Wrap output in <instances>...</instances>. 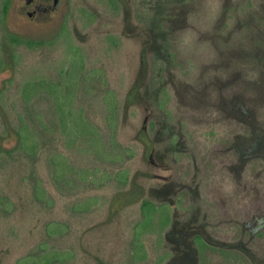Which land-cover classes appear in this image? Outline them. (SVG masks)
Returning <instances> with one entry per match:
<instances>
[{
	"label": "rangeland",
	"instance_id": "374dc122",
	"mask_svg": "<svg viewBox=\"0 0 264 264\" xmlns=\"http://www.w3.org/2000/svg\"><path fill=\"white\" fill-rule=\"evenodd\" d=\"M180 1L62 0L53 9L54 0H0V264L47 251L62 253L50 264H133L144 198L174 209L168 223L156 216L138 263L200 264V234L240 253L210 264H264V52L253 38L213 43L231 18L230 34L244 32V21L228 17L231 0H198L179 33L184 63H173L159 12ZM37 4L45 10L32 16ZM253 19L244 29L264 37V22ZM217 46L225 52L215 57ZM76 49L85 67L71 70ZM244 51L257 57L248 73L244 62L230 64ZM202 60L212 64L207 79ZM163 63L170 118L157 101ZM205 79L204 88L217 84L215 101L207 88L200 95ZM184 190L185 209L176 207ZM52 222L64 230L50 233Z\"/></svg>",
	"mask_w": 264,
	"mask_h": 264
},
{
	"label": "trees",
	"instance_id": "16d2710c",
	"mask_svg": "<svg viewBox=\"0 0 264 264\" xmlns=\"http://www.w3.org/2000/svg\"><path fill=\"white\" fill-rule=\"evenodd\" d=\"M181 0L180 2H171L170 6L168 5L167 7L163 8L161 12H159L160 16L163 18L164 22H165V28H166V33H167V45H168V52H169V60L174 62H179L181 64H183L184 62H182L184 60V54L181 51V47H180V35L179 33L181 32L180 30H182V28L184 26H186L187 24V19H183L184 17L186 18V15L190 13L191 8L196 7V5H194L198 0ZM177 4L179 6V8L177 6H175L174 4ZM230 4V6L227 8V14L228 17H237V22H241V20H243V31H237V29L234 28V31L231 32L230 34V30H227V27L235 25L236 22V18H231L230 22H227V25L224 29V32L221 35H218V37L212 36V39H214L215 41H212L213 43L219 44L220 46H222L225 41L226 42H230V41H237L238 38H241V41L237 44L238 46H245L246 42L247 45L252 42V38H253V42L252 44L258 45L260 46V50L264 52V37L263 36H257L256 34H253V37H250V35L254 32H252V28L249 30V33H247V29H244V26L247 25V27H252L251 21H250V15H252V18H254L253 20L256 21L259 17V15L261 14V11L263 10L262 7L264 8V1L263 0H231V2H228ZM9 7V1L6 2L5 4V8H4V12H7ZM183 7V8H182ZM251 13V14H249ZM260 23L264 22V17H260L257 20ZM183 26V27H182ZM182 27V28H181ZM240 30V29H239ZM252 32V33H250ZM258 31H255V33ZM201 34V35H200ZM198 34V37L201 38L202 37V33ZM241 35V37L239 36ZM235 38V39H233ZM237 38V39H236ZM244 39L246 41H244ZM247 39H250L247 41ZM28 41V40H27ZM216 44V45H217ZM203 46H205V44H203ZM220 47L217 46V49L215 51V57L216 54L218 52ZM221 49V48H220ZM212 50H210V48H208L203 56V58L205 57L206 52H208L209 54H213V52H211ZM214 51V50H213ZM221 51H224L223 49H221ZM223 52V53H224ZM250 51L248 52H243V55H245L243 58L239 57L237 60L234 59L232 60L231 67L234 70L235 68H237V64L244 62V64H246V68L244 67V72L246 73L248 71V69L253 66L258 64L257 63V57L254 55V53L249 54ZM249 54V55H248ZM193 59V58H192ZM222 59V62H221ZM196 60V59H195ZM230 60V56H226L223 55L220 58H217L215 60V62H221L220 66H221V70H223V66L224 63L226 61L229 62ZM214 62V60H213ZM5 59L3 57L0 56V73L4 70L5 68ZM84 63H85V59L80 55V53L77 51V49L74 51L73 57H72V68L71 70H76V68L78 69V67H82L84 68ZM201 66L203 67L202 74L205 76V78L207 79V77H209L211 75V70H212V64L208 65L207 67H205L206 65V61L202 60L201 61ZM167 66L166 63L161 64L160 68H159V75H160V80L162 82V86L159 87L158 91H157V101H158V106L159 108H161L166 115L170 118L173 116V111L171 110V92H170V86L167 85L166 82V71H165V67ZM259 67V65H258ZM232 69L228 68L226 72H230L233 71ZM215 71V68H214ZM248 73V72H247ZM202 77V76H201ZM205 80L201 81L202 84V90L200 92V95L202 96L203 93H207V91L209 93L214 92L215 95V99L214 101L217 99L218 96V92H217V84H214V87L211 84H206V88H204L205 86ZM238 81V80H237ZM166 82V83H165ZM235 87H237V85L239 86V82H236ZM55 86L51 85V87ZM58 86V85H56ZM37 87L36 82H29L26 85L25 91L27 92V95H25L27 101L29 103H31V94L32 92L35 90V88ZM211 87V88H210ZM230 92L232 90V84L230 86ZM209 88V89H208ZM187 90V89H186ZM188 91V90H187ZM189 92V91H188ZM110 111H112L111 113H115V107H113L111 105L110 107ZM219 116V115H218ZM237 120V118H236ZM22 129H24L22 126L19 130V133L21 135L22 141L23 143L26 145V143H28V140L25 138V133L22 132ZM176 141H178V136L176 134H174L173 137V144L175 146ZM2 152V145L0 142V154ZM202 153V159L205 160L207 159V151H203L201 150ZM174 154L176 156L177 161L180 163V170L183 167V157L184 154H181L180 152L177 151V148H174ZM119 160L118 161H122L123 159V154L119 155ZM121 159V160H120ZM98 169V168H97ZM184 175V172H181ZM104 178L109 176L107 173H105ZM128 177V171L127 170H121L117 176L116 179L120 180V181H125ZM92 181H97L96 179L92 180ZM102 181V179L100 180ZM44 191L43 188H40L39 192ZM190 195L189 191L184 190L182 191L176 199V207L178 208H187L186 207H182L183 202L186 201V199L188 198V196ZM91 198V197H90ZM88 200V199H87ZM97 201V199L95 198V201L93 202V204ZM2 203V199L0 198V204ZM91 204H88V206H80L83 208H87L90 207ZM141 209H142V219L137 223V225L135 226L134 229V246H135V254H134V263L133 264H140L138 263L139 259L144 258L148 251L146 248V243H145V236L146 234L149 232H152L155 229V221H156V216L159 215L160 216V221L165 224L168 223L172 220V211L174 209V206L170 203L164 202V203H156L155 201H152L150 199L144 198L141 204ZM59 228H56V227ZM64 225L61 223H56V222H52L51 226L48 228L50 233H53L52 230L54 229H59L60 231L64 230ZM194 242L197 245L198 249H199V253H200V264H210L213 262V260L215 258H221V259H225L226 254L228 255H232V254H239L240 253L236 250H229L227 248L221 247V246H216V245H212L211 243H209L208 241L205 240V238L198 234L194 236ZM62 257V253L59 251H47L44 252L39 258L34 257L32 255H28L25 256L23 258H20L19 263L20 264H50L51 260L53 259H60Z\"/></svg>",
	"mask_w": 264,
	"mask_h": 264
},
{
	"label": "flooded vegetation",
	"instance_id": "af4514ba",
	"mask_svg": "<svg viewBox=\"0 0 264 264\" xmlns=\"http://www.w3.org/2000/svg\"><path fill=\"white\" fill-rule=\"evenodd\" d=\"M51 8L55 9V8H54V2L52 3V7H51ZM44 10H45V7H43V6H38V4H37L36 10L29 11V13L33 16V15H35V14L38 13V12H43ZM33 12H34V13H33Z\"/></svg>",
	"mask_w": 264,
	"mask_h": 264
},
{
	"label": "water",
	"instance_id": "95a60500",
	"mask_svg": "<svg viewBox=\"0 0 264 264\" xmlns=\"http://www.w3.org/2000/svg\"><path fill=\"white\" fill-rule=\"evenodd\" d=\"M62 0H54V8H56ZM27 3H33L35 0H26ZM34 13V12H33Z\"/></svg>",
	"mask_w": 264,
	"mask_h": 264
}]
</instances>
